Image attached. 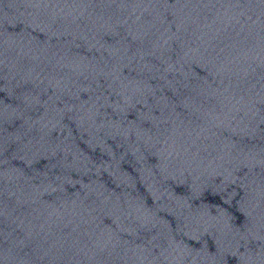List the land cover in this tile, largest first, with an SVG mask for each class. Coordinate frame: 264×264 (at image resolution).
Returning <instances> with one entry per match:
<instances>
[{
  "label": "water",
  "instance_id": "water-1",
  "mask_svg": "<svg viewBox=\"0 0 264 264\" xmlns=\"http://www.w3.org/2000/svg\"><path fill=\"white\" fill-rule=\"evenodd\" d=\"M134 0H0V86L52 58Z\"/></svg>",
  "mask_w": 264,
  "mask_h": 264
}]
</instances>
